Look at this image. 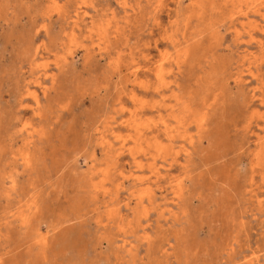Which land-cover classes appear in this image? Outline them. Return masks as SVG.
<instances>
[{
	"label": "rangeland",
	"instance_id": "374dc122",
	"mask_svg": "<svg viewBox=\"0 0 264 264\" xmlns=\"http://www.w3.org/2000/svg\"><path fill=\"white\" fill-rule=\"evenodd\" d=\"M0 264H264V0H0Z\"/></svg>",
	"mask_w": 264,
	"mask_h": 264
},
{
	"label": "bare ground",
	"instance_id": "6f19581e",
	"mask_svg": "<svg viewBox=\"0 0 264 264\" xmlns=\"http://www.w3.org/2000/svg\"><path fill=\"white\" fill-rule=\"evenodd\" d=\"M70 1V0H69ZM79 17V16H78ZM67 219V218H66Z\"/></svg>",
	"mask_w": 264,
	"mask_h": 264
}]
</instances>
